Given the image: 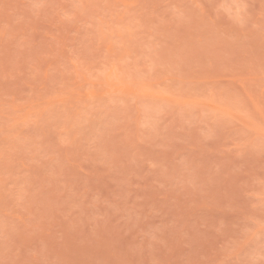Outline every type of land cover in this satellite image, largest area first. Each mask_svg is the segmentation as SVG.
<instances>
[{
    "label": "rangeland",
    "instance_id": "obj_1",
    "mask_svg": "<svg viewBox=\"0 0 264 264\" xmlns=\"http://www.w3.org/2000/svg\"><path fill=\"white\" fill-rule=\"evenodd\" d=\"M0 264H264V0H0Z\"/></svg>",
    "mask_w": 264,
    "mask_h": 264
}]
</instances>
